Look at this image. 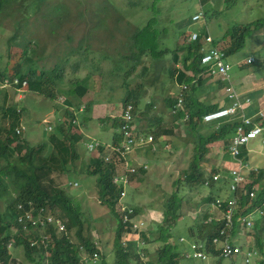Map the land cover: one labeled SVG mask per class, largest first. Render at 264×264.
Returning <instances> with one entry per match:
<instances>
[{
    "label": "rangeland",
    "instance_id": "rangeland-1",
    "mask_svg": "<svg viewBox=\"0 0 264 264\" xmlns=\"http://www.w3.org/2000/svg\"><path fill=\"white\" fill-rule=\"evenodd\" d=\"M152 2L153 0L8 2L0 10V71L13 74L15 64H22L23 68L32 65L37 69L50 70L59 64L65 66V75L56 83L57 96L54 99L29 91L27 88L21 97L20 93L15 92L14 86H3L0 80V101L4 97L3 93L7 91L9 103L16 104L23 110L24 130L21 135L32 145L42 142L49 144L45 151L47 154L52 148L49 135L54 132V130L49 132L48 127L53 125L55 129L61 119H67L66 108L77 109L76 106L67 104L66 97L77 78L82 80L89 74L88 83L92 84L91 90L85 96L86 101L83 100L89 108L86 107L82 112L77 111L79 126L76 128L80 127L78 130L82 133L77 150L81 157L71 166L70 171L56 172L53 176L55 181L66 188L74 201L80 205L85 233L98 238L99 251L101 253L102 248L105 252L103 257L96 260L89 258L85 264H112L117 218L100 201L97 176L88 174L92 152L87 149V144L92 140L104 143L113 141L115 133L120 129L114 124V119L120 118L124 105L123 97L128 88L143 80L145 92L140 101L135 123L138 132L151 133L155 136L158 149H153L151 145L141 148L144 154L141 161L148 164V170L132 177L131 183L126 187L123 203L137 209L138 218L145 222L144 230L152 228L150 231L152 236H149L151 241L141 244V249L146 250L144 258L148 262L157 261V264V249L160 246H169L176 254L179 264H233V262L243 264L238 257L223 258L220 255H213L207 247L198 249L205 255L204 258L198 257L195 256L196 250L193 248L195 241L201 240L199 235L203 238L212 229L213 223L224 222L226 205L218 208L214 214L211 213L212 217H216L215 220H205L210 216L209 197L231 196L228 184L218 181L214 184L207 183L215 174L221 173L222 169L226 168L227 163L225 166L222 164L223 167L220 166L221 161L225 160L220 157L228 153L227 144L222 140L216 141L217 145H214L215 142L207 145L208 152L199 161L204 170L206 184L188 181L186 173L195 154L198 153V135L186 123L185 118L176 116L177 107L174 106L170 110L167 104L169 99L182 92L181 84L170 76L167 69L172 51L144 56L136 70L128 74V71H132L129 69L133 62L127 60L125 56L131 52L129 45L133 41V33L150 23L152 24L149 30L156 33V40L159 42L158 49L164 48L165 45L173 49L177 45V40L179 43L188 42L192 32L205 31L212 36L215 43H218V47L208 41L204 49L207 52L217 50L223 53L231 67L225 81L226 86L224 81L223 85L220 82L222 79L220 76H214L217 89L214 82H211L210 87L201 89L200 96L205 98L208 104L214 102L229 106L231 98L228 87L241 92L252 85L256 89L251 93L252 105L259 117V112H264V0H210L205 4H201L200 0ZM51 9L55 10V14L49 12ZM200 9L204 11L200 20L185 23ZM258 21H261V24L254 27L252 33L248 35L244 47L227 56L224 49L227 48L229 39L222 40V38L226 36L228 30L236 25ZM185 31L186 35L182 36ZM81 41L82 45H80ZM29 42L31 47L29 56L32 63L26 61L23 54ZM253 54L257 61L249 67H241L240 64ZM77 63L81 66L76 67ZM143 65L150 68L145 75H141ZM148 102H152L153 107L145 109ZM99 107L106 109L107 117H98ZM142 111L143 114L139 115ZM234 116L236 114L226 119ZM158 117L160 119H154ZM215 122L206 123L204 127L210 131V128L215 126ZM3 124L0 112V127ZM204 127L202 126V131L208 133ZM262 127V132L251 138L243 150L246 163L258 169H264V125ZM76 128L73 130L76 131ZM236 131L232 137L236 135ZM167 144L169 147L165 148ZM221 148L224 149L221 151ZM231 160L234 161L232 156ZM1 162L0 160V164ZM229 168L231 169L232 166ZM251 172L253 171H249L248 174L250 175ZM70 182H78L79 185L71 186ZM219 185L223 187V193ZM177 190L183 197L181 216L175 224L163 228L160 225L164 220L167 201ZM241 193H236V202L241 201ZM6 209V205L1 206L3 212ZM207 213L209 216L204 217ZM260 216L257 215L256 219ZM256 219H253V222ZM212 221L214 222L210 223ZM156 228H161V232ZM247 230L253 229H247L246 223H242V227L236 224L231 243L241 246L243 244L241 235L251 234L247 233ZM56 233L59 236L69 235L73 241H76L75 229L69 231L66 218ZM47 236L49 240L50 234L48 233ZM142 240H144L143 236ZM249 242L250 245L253 244V236L249 237ZM108 248L113 254L108 253ZM141 249L138 248V251ZM12 257L15 258V262L11 261L9 264H46L43 257L36 256L35 261L30 259L23 245H16L13 248ZM259 259H261L260 255Z\"/></svg>",
    "mask_w": 264,
    "mask_h": 264
},
{
    "label": "trees",
    "instance_id": "trees-1",
    "mask_svg": "<svg viewBox=\"0 0 264 264\" xmlns=\"http://www.w3.org/2000/svg\"><path fill=\"white\" fill-rule=\"evenodd\" d=\"M12 1L14 0H0V10L8 2ZM156 1L153 0L152 3H159L161 0ZM207 1L209 0H200L201 4ZM53 10L51 9L49 12L55 14V10ZM196 14L199 15L198 20H200L204 14L203 9L198 10ZM196 14L188 18L185 23L197 21L194 19ZM151 24H147L143 28H138L133 33V41L129 45L131 52L129 51L130 54L125 56L127 60L133 62L129 69L132 71H128L127 74L133 73L136 70L137 66L142 63L144 56L172 51V56L169 59L170 65L167 69L170 76L181 84L182 92L169 99L167 104L170 110L176 106V116L178 118H185L186 123L198 135V153L195 154L194 160L190 163L188 173H186V179L192 183L206 184L204 170L201 164H199V161L208 152V144L224 140L227 145H230L232 136L237 126L241 123L239 113L234 118L230 117L226 119L224 117L220 123L215 122V126L211 127L210 131L204 127V124L210 123L206 122L203 118L206 113L225 107L222 104L218 105L214 102L208 104L206 99L202 98L199 94L202 91L201 89L205 88L208 82L215 76L208 71V66L202 62L203 51L208 43L205 36L208 33H205V31L198 32L200 35L194 41L189 40L188 42L179 43V40H177V45L173 49L166 45L164 48L158 49L159 42L156 40V33L149 30ZM260 24L261 21H258L246 25H236L229 29L226 36L222 38V40L229 39V44L224 49L225 54L229 56L243 48L248 35L252 33L254 27H258ZM185 35L186 31L182 36ZM212 44L218 47V43H215L214 39ZM80 45H82V41ZM29 47L30 42L27 43L23 54L26 57L25 60L32 63L29 56L31 47L30 50ZM88 48L90 47L88 46ZM249 57H254L255 60L248 63L247 59L244 62L247 67L257 61L255 55H250ZM79 65L77 63L76 67ZM14 66L15 70L13 74L0 71L1 81L7 77L12 82L18 79V83L14 85L22 86L24 82H27L25 86L27 90L53 99L56 98V83L58 80H62L65 75L64 65L57 64L52 70L37 69L32 67V65L27 68H23L22 64H15ZM149 69L148 66L143 65L141 67V75H145ZM89 78V74L82 80L77 78L74 86L69 90L68 97H66L67 104L76 106L78 109L84 104L83 98L90 90L89 84L91 82L88 83ZM223 81L225 84V80H220L222 85ZM184 84L187 86L185 89L182 88ZM144 92L145 83L142 80L136 82L133 87L128 88L123 97V104L131 102L134 105V117L139 113L138 109ZM3 94L4 97L0 101V112L4 122L3 126L0 127V160L2 161L0 164V264H9L11 261L15 262V258L12 257L9 247L11 242L16 243V245H23L27 256L33 261L36 260V256L44 258L46 255L47 264H84L82 254L85 253L93 256L95 252H99L98 243L94 241L92 236L85 233V223L80 205L74 201L73 196L66 191V188H63L55 181L53 176L56 172L64 173L65 171H70L71 166L81 157L77 150V145L82 139V134L73 130L77 127L74 122L75 115L71 110L66 108L67 119L58 123L54 132L50 133L49 142L52 148L45 154L49 144L42 142L37 145H32L21 135L22 133L17 132V128L22 124L23 110L19 109L16 104L9 103L10 100L7 91ZM180 95L183 97V106L181 107L178 106ZM249 95L251 96V94ZM87 105L86 109L89 108V105ZM150 107H153L152 102H148L145 109H149ZM143 112L139 115H142ZM154 119H160V117ZM121 121V118H115L114 124L119 127ZM260 121L264 123L263 119H260ZM202 126L208 133L202 131ZM118 136V133L114 135V140L117 141L119 139ZM88 171V174L97 176L96 182L100 201L117 218L113 249L115 260L113 264H156L157 261L154 263L153 261L148 262L147 260H143L144 257L138 252L137 242L132 240H127V244L123 242V237L132 233L133 229L128 224L123 223L118 212L119 189L112 181L113 174L116 172L114 164L106 163L102 155H96L90 158ZM250 177L252 181L247 183L241 191L240 206L236 210V215H234L236 216V221L233 232L236 224L240 225V222L237 221L238 216L250 214L256 209H260L261 216L254 221L252 227L247 228L253 229L250 231L247 230V233H251L249 237L253 236L254 242L250 247L247 246L250 243H245L244 246L248 248L246 251L256 250L258 256H261V259L256 264H264V169H261L257 174L252 172ZM213 180L211 178V181L207 183L210 184V182H213L214 184L215 180ZM218 182L225 183L224 180ZM255 188L256 196L250 198L249 192ZM216 200L217 198L212 196L208 198V201L211 203H215ZM30 202H33L38 208L45 206L51 210H55L57 215L63 220L66 218L69 231L75 229L76 241H73L66 234L62 236L57 235V229L52 225L46 229H25L24 223L19 220L23 213V209L19 206L22 204L27 207ZM182 204L183 197L179 195L178 190L173 192L167 201L164 220L162 225H160L161 227L167 228L176 223V220L181 216ZM3 205L7 206L4 212L1 210V206ZM220 225L221 223L219 221L213 223L211 225L212 229L203 238L199 236L201 240H208L207 248L209 250L215 248L210 243L212 237L218 233L217 229ZM151 230L152 228L150 227L141 231V235L146 243L151 241L149 240ZM157 231L161 232V228H158ZM48 233L50 234L49 242L46 243L43 236ZM34 240H37V243L32 244ZM157 250V264H179L176 254L172 252L169 246H160ZM216 255H220L219 249L216 250Z\"/></svg>",
    "mask_w": 264,
    "mask_h": 264
},
{
    "label": "built area",
    "instance_id": "built-area-1",
    "mask_svg": "<svg viewBox=\"0 0 264 264\" xmlns=\"http://www.w3.org/2000/svg\"><path fill=\"white\" fill-rule=\"evenodd\" d=\"M194 19L198 20L199 15L196 14ZM199 35L200 34L198 32H193L189 40L194 41L199 37ZM205 37L207 41H213L211 35L208 34ZM203 52L204 54L202 56V62L208 66V71L215 76L222 77V79L226 81L229 76L231 66L230 63L226 62L223 53H220L217 50L211 52L204 50ZM254 60V57H249L247 62L250 63ZM1 82L3 86H14L17 94L20 93L21 97H23V92L26 90L25 85L27 82H24L22 86H17L14 84L18 83V79H15V82H12L8 77ZM186 87L187 86L185 84L182 85L183 89ZM228 93L231 98V105L215 109L203 116L206 122H215L220 121L224 117H229L239 113L241 120V123L237 127L236 135L232 137L231 143L229 145V153L235 161V166L230 170L228 184L230 190L234 193V197L229 199L217 198L216 202L214 203V207L217 209L226 205L223 217L224 222L226 221V216L236 215V210L240 206L241 202H236V193L241 192L247 184L248 172L257 170L246 163L243 150L251 138L256 137L262 132V122L259 119L264 118L263 111L259 112V117L256 113L254 115H250L248 113L247 106L253 103V98L250 95L238 92L236 89H232L231 87H228ZM178 106H183L182 96H180ZM85 108L86 104H82L79 109L69 108L75 115L74 122L77 126H79L77 111L82 112ZM120 118L122 120L119 129L120 137L117 141L104 143L99 140H92L87 144V149L92 153L98 154L97 156L102 155L106 163L114 164L116 172L113 174L112 181L119 189L118 212L120 213V218L124 224H128L129 227L133 229L132 233L141 234L142 229L146 227L145 222L138 218V212L135 207L123 203V197L126 195V187L131 183L132 177L138 175L142 171L148 170V164L145 161H141V159L134 157L136 150L149 145H151L153 149H158V146L155 142V136L153 134L138 132V128L134 122V105L131 102L123 105ZM60 121L62 122L64 119H61ZM79 128H76V131H78ZM23 130L24 127L23 124H21L17 128V132L22 133ZM53 130L54 126L50 125L48 127V131L51 132ZM221 178L222 174L220 173H217L214 176V180L217 181H219ZM70 185L77 186L79 183L70 182ZM245 193H247V191H245ZM255 196L256 188L249 192V197L254 198ZM19 207L23 209V213L19 220L24 223L25 229H46L48 226L52 225L58 230V228L61 227L63 219L57 215L55 210H51L45 206L38 208L33 202H30L27 207L23 206L22 204ZM255 212L261 213L260 209H256ZM237 218V221H239L241 225L242 223H246L247 228L252 227L254 224L252 213L240 215ZM214 219L216 218L214 217ZM210 220H213V218ZM234 226L235 222L226 221L221 230L212 237L210 244L220 250V255L223 258H234L244 254L245 263L250 264L252 258L255 255H258V252L256 250H248L243 252L241 246L231 243ZM130 234L131 233L123 237L124 244H127L126 241L128 240L127 238ZM43 238L46 243L49 242L47 235L43 236ZM35 243H37V240L32 242V244ZM139 244L141 245L143 243L139 242ZM12 245L13 242L9 244V246ZM207 246V239L195 241L193 244V248L196 250L195 256L204 258L205 255L198 249L205 248ZM138 252L142 257H144L145 254L142 250H139ZM89 258L96 260L99 258V253L95 252L91 257L85 256L83 261L86 262Z\"/></svg>",
    "mask_w": 264,
    "mask_h": 264
},
{
    "label": "crops",
    "instance_id": "crops-1",
    "mask_svg": "<svg viewBox=\"0 0 264 264\" xmlns=\"http://www.w3.org/2000/svg\"><path fill=\"white\" fill-rule=\"evenodd\" d=\"M210 1V0H209ZM209 1H207L206 3H208ZM203 3V2H202ZM203 4H205V3H203ZM254 55V54H253ZM245 60L243 61V63L242 64H240V66L241 67H245ZM211 82H214V79H212V80H210L209 82H208V84L205 86V88H207L208 86L210 87L211 85H212V83ZM214 84L216 85V83L214 82ZM92 85V84H91ZM91 85H90V88H91ZM97 87L95 86V89H96ZM216 89H217V85H216ZM91 90V89H90ZM90 90H89V92H90ZM256 89L252 86V85H250L249 87H247V88H245V89H243L242 91H241V93H244V94H246V95H249V94H251V93H253L254 91H255ZM216 91V90H215ZM88 92V93H89ZM88 93L86 94V96L88 95ZM252 95V94H251ZM83 100L84 101H86V99H85V97L83 98ZM83 101V102H84ZM247 108H248V113L250 114V115H254L255 114V111H254V108H253V105L251 104V105H248L247 106ZM108 116V114H107V111H106V109H102L101 107H99V109H98V117L99 118H104V117H107ZM111 116H113L112 114H111ZM152 132V131H151ZM117 133H119V130L115 133V135L117 134ZM118 138H119V136H118ZM113 142V141H112ZM214 145H217V142H215L214 143ZM218 146H220V145H218ZM228 146V148H229V145H227ZM167 147H169V144H167L166 146H165V148H167ZM221 147V146H220ZM213 148H216V146H213ZM227 148V147H226ZM224 148H221L220 150L222 151ZM228 153H229V151H228ZM228 153H225V154H223L220 158H222V159H225V160H222L221 161V163H220V166H222V164H223V166H225V163H227V166H226V168H223L222 169V174H226V176L228 177V180H229V173H230V168L229 167H231L232 166V168L235 166V161H233L232 162V160H231V156H230V153L228 154ZM97 154L96 153H92V156L91 157H93V156H96ZM134 157L135 158H138V159H142L143 157H144V154H143V152H142V150H141V148H139L138 150H136V152L134 153ZM233 158V157H232ZM234 160V159H233ZM222 166V167H223ZM251 167H253V166H251ZM255 169H257V170H252L253 172L254 171H258V172H255V174H257V173H259L260 172V170L258 169V167H254ZM252 174V172L250 173V175ZM250 175L248 174V177L247 178H249L250 179V181H248L247 183H250L252 180H251V177H250ZM230 180H231V177H230ZM219 187H220V191L222 192V186L221 185H219ZM223 193V192H222ZM205 194H207V193H205ZM234 193L233 192H231V196L229 197V198H233L234 197V195H233ZM221 198H223V197H221ZM209 207H210V216H209V213H207L206 215L207 216H209L208 218H210V217H212V214L211 213H213L214 214V211H216V210H214V208H213V206H212V203L210 204V205H208ZM137 210V209H136ZM138 212V211H137ZM159 212V211H158ZM257 215H259L257 212H255V211H253L252 212V216L254 217V219H256V216ZM207 216H204V217H207ZM205 221H208V220H205ZM241 227H242V225H240ZM148 229V228H147ZM236 229V228H235ZM142 230H144V229H142ZM146 230V229H145ZM194 233V232H193ZM242 234V233H241ZM200 236V235H199ZM241 237H243V244H242V246H244L245 245V243H246V240H247V243H250L251 244V242H249V235H247V236H243V234L241 235ZM248 239H247V238ZM94 239V241H96V243H98V246H100L99 244H100V241H99V239L98 238H93ZM128 240H132V241H135V242H137L138 243V248L139 249H141V247H142V245H140L139 244V242H141V243H144L145 241L144 240H142V238H141V234H138V233H131L129 236H128V238H127ZM109 244H111V243H109ZM18 245V244H17ZM15 246H16V244H14L11 248H10V251H11V254H12V250H13V248H15ZM249 246H252V245H249ZM111 247V246H110ZM109 247V248H110ZM109 248H108V253L109 254H113V251H112V253L111 252H109ZM246 246H244V248H243V250H244V252H246ZM142 251H143V249H141ZM216 250H217V248H213L211 251L213 252V255H216ZM144 251L146 252V250L144 249ZM143 251V252H144ZM145 252H144V254H145ZM83 256H86L87 254H85V253H83L82 254ZM105 255V252H104V250L101 248V253L99 254V258H101V257H103ZM241 261H243V264H246L245 263V260H244V254H242V255H240L239 257H238ZM111 259L113 260V263H114V260H115V255L113 254V258L111 257ZM44 260H45V263L47 264V259H46V255H45V257H44ZM143 260L144 261H146V258H143ZM259 260V256L258 255H255L253 258H252V261H251V263L250 264H256V262ZM112 263V264H113ZM85 264V263H84ZM233 264H235L234 262H233Z\"/></svg>",
    "mask_w": 264,
    "mask_h": 264
},
{
    "label": "clouds",
    "instance_id": "clouds-1",
    "mask_svg": "<svg viewBox=\"0 0 264 264\" xmlns=\"http://www.w3.org/2000/svg\"><path fill=\"white\" fill-rule=\"evenodd\" d=\"M263 120H264V118H262ZM260 120V119H259ZM134 122H135V120H134ZM23 124V123H22ZM136 124V123H135ZM262 125H264V123H262ZM136 126H137V124H136ZM120 127V126H119ZM118 127V128H119ZM137 128H138V126H137ZM77 132H80L81 133V130H78ZM82 134V133H81ZM119 134V133H118ZM119 137H120V135H119ZM113 141H116V140H114L113 139ZM158 146V145H157ZM243 154H244V152H243ZM98 155V154H97ZM244 156H245V154H244ZM246 158V157H245ZM259 170H261V169H259ZM220 174H222V173H220ZM215 176V175H214ZM214 176H213V179H214ZM220 180H224L225 181V183L226 184H228V178H227V176H226V174H222V178L220 179ZM219 180V181H220ZM215 181H217V180H215ZM228 187H229V184H228ZM229 191L230 192H232L231 190H230V188H229ZM230 197V196H229ZM229 197H223L222 199H229ZM217 198H221V197H217ZM212 206H213V208H214V210H217V208H215L214 207V203H212ZM258 214L259 215H261V213H259L258 212ZM211 218H213V220H215L214 219V217H210V218H208L207 220H210ZM216 218V217H215ZM211 221V220H210ZM241 225V224H240ZM241 247H242V245H241ZM242 249H243V247H242ZM243 252H244V250H243ZM99 254H100V251L98 252ZM86 256H88V257H91V256H89L88 254L86 255ZM85 256H83V258H84ZM83 258H82V261H83ZM83 263H85L84 261H83Z\"/></svg>",
    "mask_w": 264,
    "mask_h": 264
},
{
    "label": "bare ground",
    "instance_id": "bare-ground-1",
    "mask_svg": "<svg viewBox=\"0 0 264 264\" xmlns=\"http://www.w3.org/2000/svg\"><path fill=\"white\" fill-rule=\"evenodd\" d=\"M27 84V83H26ZM26 86V85H25ZM251 198V197H250ZM226 221H231V222H235L236 221V216L231 215V216H226ZM238 219V218H237ZM226 221L224 223H221L220 227L217 229V232H219L221 230V228L225 225ZM12 247V246H9Z\"/></svg>",
    "mask_w": 264,
    "mask_h": 264
}]
</instances>
